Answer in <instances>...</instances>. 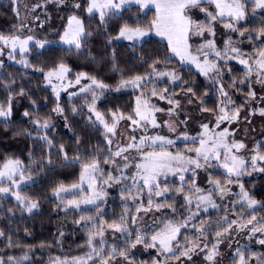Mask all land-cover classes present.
<instances>
[{
	"label": "snow or ice",
	"instance_id": "snow-or-ice-1",
	"mask_svg": "<svg viewBox=\"0 0 264 264\" xmlns=\"http://www.w3.org/2000/svg\"><path fill=\"white\" fill-rule=\"evenodd\" d=\"M54 2L65 5L70 13L63 30L57 32L56 41L66 46V51L82 54L94 35L75 11L83 8L89 19L98 17L97 26L104 29L107 37L105 47L114 41H128L133 57L146 67L144 71L125 75L113 48L110 67L120 74L114 86L85 71L77 72L72 78V69L62 58L51 66H38L29 60L33 49H45L52 42L38 39L23 21L14 25L12 31L0 32V57L6 54L9 61L42 75L45 88H50L55 96L53 111L63 116L64 126L71 130L60 103L62 91L67 92L69 101L78 95L84 97L86 127L103 138V147L97 144L92 151L77 150L70 157L63 143L58 147L54 145L49 130L55 126L49 116L33 117L34 128L24 130L29 138L35 134L37 147L48 149L41 157L46 161L41 168L54 166L51 151L54 147L62 156L64 166H79L76 179L55 184L51 192L59 202L57 208H62L66 214H78L73 222L85 232L86 251L83 255L50 257L48 264H219L220 245L227 241L231 247L232 237L241 233L248 241L264 246V216L257 215V208L264 209V202L256 199L241 179L253 172L264 173V143H256L247 155L242 153L247 145L235 138L236 129L231 125L239 124L244 104L237 105L229 91L232 88L243 92V86H247L246 96L254 100L257 93L253 84L264 88V0ZM47 3L49 0H40L32 5V11ZM249 5L253 16L257 10L261 13L259 26L252 29L241 24L248 20ZM194 10L203 13V19L197 18ZM13 11L19 17L18 7ZM149 13L151 18L146 19ZM33 19L40 17L36 15ZM114 19L119 23L113 35L108 25ZM217 23L225 30L222 45L216 40ZM193 37L200 39L194 41ZM155 38H159L155 44L163 46V54L159 47L153 53L143 51L144 45ZM245 40L247 49L241 47ZM37 55L43 53L37 52ZM88 55L92 53L89 51ZM174 59L178 66H169ZM233 61L243 66L242 76L232 75ZM4 66L5 61L0 59V68ZM185 69L189 73L195 69V74L208 81L210 87L201 94L195 80L182 75ZM14 83V80L3 82L8 96L6 103H0V119L5 128L13 113V95H25L23 86L14 93L11 88ZM70 88L76 90L68 91ZM124 89H131L134 94L128 111L101 110L99 102L105 93ZM210 92L218 94L214 107H208L204 99ZM160 101L168 106L162 107ZM193 111L212 113L199 122L200 130L194 135L188 130ZM71 112L79 115L83 108L73 105ZM157 113H166L168 119L161 121ZM257 113L264 117V107L250 109V115ZM23 115L29 117L32 113L25 109ZM121 122H125L128 131L126 142L119 131ZM162 127L173 135L157 131ZM118 135L122 137L120 140L116 139ZM74 140L79 149L80 137L74 136ZM201 170L206 173L207 187L198 182ZM33 175L22 159L6 156L0 161V198L11 195L22 212L34 214L40 207L39 201L23 191L33 182ZM170 176L174 178L171 183ZM232 185L239 191H234ZM113 187L118 192L120 213H113L112 218L107 219L105 206L111 195L109 189ZM7 211L13 213V208ZM212 212L218 215L212 218ZM149 214L151 223L145 220ZM24 231L27 233L28 229ZM59 236L63 237L64 233L61 231ZM0 237L6 239L8 248L25 249L18 256L8 255L7 259L0 256V264H35L31 258L34 245L13 242L12 236L6 235L3 229H0ZM236 243L234 254L230 253L231 264H264V252L251 250L248 244L239 241ZM138 247L149 251V260L137 261L135 250Z\"/></svg>",
	"mask_w": 264,
	"mask_h": 264
},
{
	"label": "trees",
	"instance_id": "trees-1",
	"mask_svg": "<svg viewBox=\"0 0 264 264\" xmlns=\"http://www.w3.org/2000/svg\"><path fill=\"white\" fill-rule=\"evenodd\" d=\"M26 1L30 3V6L40 2V0ZM13 2L14 0H0V32L6 33L12 31L14 30L13 26L20 23V20L13 11ZM80 2H82V0H80ZM36 9L35 12H32L33 17L36 15L40 17L39 20H35L36 31L39 35L48 37L49 40H55L58 37L54 35L55 29L58 27L61 29L63 28L67 15L70 14L67 12L68 8L65 5H57L54 1L49 0L47 5ZM81 17L84 19L88 30L94 33L90 38V43H87V47L82 54L77 55L75 50L68 52L63 47L50 46L41 51L43 55H37V52L32 53L28 57L29 60L38 66H51L53 62L62 58L71 67L72 74H76L79 71L89 72L114 86L120 79V74L118 72H113L110 67L111 52L113 48H115L118 65L123 69L125 75L137 71H144L146 66H141L137 59L133 57L127 47L128 43L114 41L111 46L105 47L107 37L104 35V29L98 28L97 26L98 18L89 19L85 14H82ZM146 19H149V16ZM257 19L258 20L248 19L243 26L249 29L258 27L261 20V13L258 15ZM42 21L44 22L43 26H41ZM114 23V26H116L119 21L115 20ZM93 27L97 30L95 31ZM114 29L109 31L112 32L113 35ZM247 46L248 44H242L241 47L247 49ZM156 47H159L161 54H163V46L156 45L155 39L152 43L144 45L143 51L146 53H153ZM89 51L92 53L91 56L88 55ZM139 51L140 49L138 48L137 52ZM93 57H95V59H93ZM169 66H178L176 60H173V63ZM232 68V75L240 77L243 74V69L239 65L233 64ZM182 75L185 79L191 76L192 79L195 80L201 94H203L206 87H210L209 82L205 81L202 76L196 75L194 71L189 73L188 70L185 69ZM8 80L15 81V83L11 85L14 93L19 91L20 86H23L25 88V95H13V113L7 128L4 127L3 121L0 120V161L10 155L25 158L26 155L30 153L32 139L24 132L25 129H33L31 118L34 114V110L30 107V103L35 101L37 107L41 108V111L47 109L41 105L47 96V91L42 86L43 77L39 72H36L32 68L29 71L18 68L15 65H5L2 74H0V103H6L8 92L5 90L3 82ZM225 83L227 86L226 77ZM181 87H183V85H181ZM209 95H212L211 92ZM133 98L134 94L132 92L118 94L111 98L109 106H106L108 103L105 102L104 104L106 105L104 108H119L128 111L129 105L133 103ZM206 102L208 107H214L216 104L212 96L206 100ZM25 109L32 113V116L25 118L23 116ZM68 123L72 126L71 130L64 126L65 122H62L57 129L54 143L57 147L59 144L63 143L70 157L74 155L77 150L81 152L91 151L97 144H101V147H103L99 133L87 128L84 122L70 119ZM16 132H20L21 134L14 135ZM74 136H79L81 139L82 146L79 149H77ZM52 157L55 161L60 158L56 147L52 149ZM42 171V174L33 185V190L28 193L33 196V198L42 202V207L38 214H34L29 218H21L18 221L10 218H7L5 221V219L0 218V229H3L6 235L10 234L15 243H20L21 245H34L35 247L33 248L31 258L35 264H47L50 257L83 255L86 248L84 247V240L80 233L74 231V228L65 226L63 223L65 219L70 217L69 214H61V211L56 206L57 203L49 198L52 193L51 188L55 184L61 181L70 183L77 178L79 167L78 165L66 167L63 164H57L50 168L45 167ZM263 181L264 179L260 180L262 184L264 183ZM258 190L259 189H257V191ZM254 196L256 199L264 202L263 189H261V194L255 193ZM263 210L264 209H260L261 212H263ZM25 228L28 229L27 233L24 231ZM61 231L64 233L63 237L59 236ZM57 241H59V243ZM42 243L44 244L43 247H41ZM6 245V239L0 237V256H3L5 259H7L8 255L18 256L25 250L23 247L8 248Z\"/></svg>",
	"mask_w": 264,
	"mask_h": 264
},
{
	"label": "rangeland",
	"instance_id": "rangeland-1",
	"mask_svg": "<svg viewBox=\"0 0 264 264\" xmlns=\"http://www.w3.org/2000/svg\"><path fill=\"white\" fill-rule=\"evenodd\" d=\"M52 1H54V0H52ZM81 3L84 4L85 0H82ZM13 4H14V7H18V9H19V17H17V18L20 20V22L23 21L25 24H27L28 27H30L32 29V33L38 39H45L46 38L47 40H49L48 37H43V36L39 35L38 32L36 31V21H35V19H33V14H32L33 11H32V6H30V3H28L26 0H16L15 2H13ZM36 10L37 9H35V11ZM75 11H77V13L80 16L82 14H85V16L88 17V14L86 13V11H84L83 8H81L79 10H75ZM133 11H135L134 6H133ZM67 12H69V11L67 10ZM15 14H16V12H15ZM194 14L197 18L203 19V13H200L198 10H194ZM259 14H260V11L257 10L255 15L253 16L251 5H249L248 19L258 20L257 18H258ZM151 15H152L151 13L148 14L149 19L151 18ZM125 18H127V14H126ZM114 22H115V19L109 23L108 31H110L111 29L112 30L114 29V27H115ZM66 23H67V18H66V22L64 25H66ZM244 23H245L244 21L241 22L242 25ZM93 29L95 31L97 30L94 27H93ZM62 30H63V28L62 29L60 27L56 28L54 35H57V32H60ZM216 30H217V35H216L217 43L222 45V41H223L224 36H225V30L223 29L222 25H220L219 23H217V25H216ZM27 31H28V29L25 28V33H27ZM158 39L159 38H155V40H158ZM199 39H200L199 37H193L194 41H198ZM49 41L52 43H50L49 45H46V47L57 46V47L66 48V46H63V45L56 43V41H58V37L55 40L53 39V40H49ZM115 42H117V41H115ZM118 42L129 43L128 41H118ZM246 44H248L247 40L244 41L243 45H246ZM42 50L41 49H33V51L29 54V56L34 52H41ZM17 58H19V57H17ZM0 59H3L5 61V65H15L18 68L24 69L21 65L17 64L15 61H9L7 59L6 54L3 57H0ZM174 60H176V59H174ZM233 64L239 65L238 62L233 61L231 63V67H233ZM239 66L243 69V66H241V65H239ZM4 67L0 68V74H2ZM24 70L30 71L31 68L24 69ZM193 71L195 72V69H193ZM70 75L72 78L75 77V74L71 73ZM227 76H228L227 69H225V77L227 78ZM42 86L47 91V96L41 105L47 109L41 111V108H38L36 103L35 104L30 103V107H32L34 110V114H33L32 118L35 116H39V117L49 116L52 120V124L55 126L54 128L49 130V135L53 139V141H55V135H56L57 129L62 122H65V120H64L63 116H58L53 111V109L55 107V96L51 93V89L50 88L46 89L44 82H43ZM161 87H163V85H161ZM243 87H244L243 92H239V91H236L235 89L229 88L230 93H232V95H233V99L236 101V104L237 105L244 104V107L241 109V119H240L239 124L233 123L231 125V127L236 129L235 138L238 140H243L245 142V144L247 145V148L242 150V153L247 155L249 150H251L256 143H264V117L260 116L258 113L255 115L249 114L250 109L264 107V99H261V97L264 96V88H262L261 85H259V84H255V83L253 84V88L257 93L256 98L253 100V99L247 98V96H246L247 86H243ZM75 90L76 89H74V88L68 89V91H75ZM125 92H132V90L131 89H124V90H121V92L110 91V92L105 93V95L103 97H101V101L99 102V106H100L101 110L106 109V108H104L106 105V104H104L105 102L108 103L106 106H109L112 97H114L118 94H121V93H125ZM211 94L212 95L205 96L204 99L208 100L212 96L213 101H216L218 94L215 92H213V93L211 92ZM181 95H182V93H181ZM245 101H247V103H245ZM133 102H134V98H133ZM60 103L65 109V115L68 116V120L71 119V120H75V121H79V122H84L86 125L87 110L84 107V97L83 96L78 95V96L72 98L71 101H69L67 92L62 91ZM159 103L162 107L166 108L168 106L166 104V102H164V101H160ZM73 105H76L78 109L83 108V112L79 115L73 114L71 112V108ZM187 107L194 108L195 106H187ZM191 115H192L193 119L189 121L188 130L190 131L191 134L194 135L197 131L200 130L199 129V122L201 120H206L207 118L211 117L212 113H200L198 111H193V112H191ZM157 116H158V119H160L161 121L168 119V116L166 113H157ZM245 116H248L247 120L244 119ZM25 118H28V117H25ZM32 118H31V120H32ZM181 118H183V113L181 114ZM0 120H2V119H0ZM33 128H34V125H33ZM90 130H92V129H90ZM119 131L121 133H123V138L126 142L128 131L125 130V122H121V126H120ZM157 131H161L163 134L173 135L171 133H168L166 127H162L161 129H157ZM34 136H35V134H34ZM34 136H33V138H31L32 139L31 150L34 149L33 151H31V155H30V153H28L25 158L19 157L20 159H22L24 161L25 166L30 167L34 173L33 182H30L28 186L23 188V191L27 194L33 190V185L36 183L37 179L40 177V175L43 172L42 170H44V168H45V167L41 168V164L46 163V161L41 160V157H42V153H45L48 151L46 146L37 147V144L39 142L34 139ZM100 138H101V140H103L102 136H100ZM121 138L122 137L120 135H118L116 137L117 140H120ZM54 145H56V144L54 143ZM181 147H182V145H181ZM59 156H60V158L56 159L57 161H55L53 159L55 166L57 164H62L61 163L62 156L60 154H59ZM168 179H169V182L171 183L174 178L170 176ZM241 179L244 182L245 188L247 190H249L253 195H255V193L261 194V189L264 190V183L262 184L260 182V180L264 179V173L253 172L251 175H245ZM198 182L201 183L205 187L208 186L206 183V173L203 170H201L199 172ZM232 188L236 192L239 191V188L236 185H232ZM257 189H259V190L257 191ZM109 192L111 193V195L108 197V204L105 206L106 211L108 213V215L106 217L107 219H111L113 213H115L116 215H119V213H120V207H119L120 200H119V196H118V192H117L116 188L115 187L110 188ZM49 198L53 199L57 204L59 203L55 199V197L53 196L52 193L49 196ZM230 199H235V197H231ZM225 203H228L227 199H226ZM41 204H42V202L39 201L40 207L38 209L34 210V214H38V212L40 211V209L42 207ZM8 208H13V213H9L7 211ZM260 209L261 208H257L258 217L264 216V210H263V212H261ZM59 210L61 211V214L65 213L62 208H59ZM182 210L183 209H181V211ZM34 214L29 215L26 212H22L19 209V207L16 205V201L11 195H9L6 198H0V218L5 219V221L7 218H10L12 220L16 219V221H18L21 218L32 217ZM67 214H69L70 217L63 221L65 226H68L69 228H74L73 230L76 232H79L81 237L83 238V240H85L86 235H85L84 230L81 229L78 225H76L73 222L74 218H76L78 214L76 212H68ZM217 215H218V213H216V212L211 213L212 218H215ZM204 218H207V217H204ZM145 220L148 223H151V214L146 216ZM257 235H259V234H257ZM237 241H239L240 244H248L251 250H255L257 252H264V246H261V245L255 243L254 240L251 242L248 241L247 237L243 233H241L239 235H234L232 237L231 247L228 246L227 241H225V243L220 245L221 256L217 258L219 261V264H231L230 253L234 254V250L237 247V243H236ZM135 251L137 253V256H136L137 261L150 259L149 251H144V250L140 249L139 247ZM194 258L200 259V257H194Z\"/></svg>",
	"mask_w": 264,
	"mask_h": 264
}]
</instances>
